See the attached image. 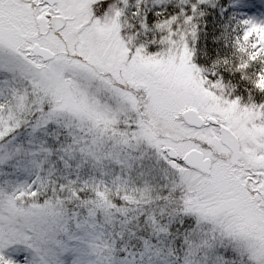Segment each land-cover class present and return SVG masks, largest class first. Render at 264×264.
Masks as SVG:
<instances>
[{
    "label": "snow or ice",
    "instance_id": "6c2138e0",
    "mask_svg": "<svg viewBox=\"0 0 264 264\" xmlns=\"http://www.w3.org/2000/svg\"><path fill=\"white\" fill-rule=\"evenodd\" d=\"M0 264H264V0H0Z\"/></svg>",
    "mask_w": 264,
    "mask_h": 264
}]
</instances>
